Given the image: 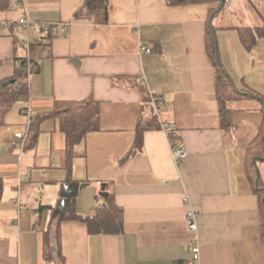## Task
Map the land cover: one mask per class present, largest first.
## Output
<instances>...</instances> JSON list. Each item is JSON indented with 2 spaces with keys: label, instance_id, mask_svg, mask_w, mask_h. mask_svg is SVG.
Wrapping results in <instances>:
<instances>
[{
  "label": "crops",
  "instance_id": "1",
  "mask_svg": "<svg viewBox=\"0 0 264 264\" xmlns=\"http://www.w3.org/2000/svg\"><path fill=\"white\" fill-rule=\"evenodd\" d=\"M83 5L0 4V84H16L27 53L38 59L24 73L27 99L0 127V264H264L259 205L246 173L264 119L257 99H264V37L248 49L238 32L264 28V0H226L210 22L220 63L246 95L227 99L228 131L220 125L206 50L208 20L219 3L108 0L105 25L75 19ZM22 17L35 23L31 40L40 37V24L66 29L27 50L17 25ZM88 99L100 103V128L75 146L69 169L57 119L42 121L34 147L21 154L11 147L25 131L24 108L39 115L56 102ZM149 106L160 129L146 131L134 151ZM162 125L175 126L171 138ZM180 145L187 156L176 164L171 151ZM101 191L123 210L120 234L89 233L85 223L61 221V212L50 210H62L73 194L76 215L92 217L105 205ZM189 206L197 214V254L184 221Z\"/></svg>",
  "mask_w": 264,
  "mask_h": 264
},
{
  "label": "trees",
  "instance_id": "2",
  "mask_svg": "<svg viewBox=\"0 0 264 264\" xmlns=\"http://www.w3.org/2000/svg\"><path fill=\"white\" fill-rule=\"evenodd\" d=\"M177 4L189 3V2H217L220 5V0H170ZM12 0H0L2 6L8 5L10 7ZM213 11V10H212ZM211 11V12H212ZM88 18L95 25H105L108 23V0H84L83 7L76 12L75 19ZM46 24V23H45ZM40 24V28L45 26ZM47 23L46 25H49ZM208 28V27H207ZM210 28H208V31ZM211 32V30L209 31ZM208 32L206 39V50L209 60L214 67L216 74V97L219 105L220 125L224 131H228L231 128L229 111L226 108V101L229 97L235 95H244L233 88L228 74L222 67L219 60L217 49L214 45V40ZM241 42L250 49L257 38L264 37V28L251 30L248 28L238 29ZM54 37V36H53ZM51 38H43L45 45ZM25 59L19 61L15 75L17 82L15 85L4 87V83L0 84V127L4 124V118L14 106L15 103L24 102L28 97L26 78L27 74L22 73L21 68L25 65ZM38 63H36V66ZM34 66V67H36ZM246 96V95H244ZM264 102V99H261ZM52 110L47 113L33 114L31 116L30 124L27 129V134L24 141V149H29L36 145L39 128L42 121L46 119H57L59 121L60 131L65 136V167L69 169L72 165V159L75 157L74 148L81 143L87 134L99 131V115H100V103L93 99L83 101H63L54 103ZM263 110V109H262ZM26 108L22 110L25 115ZM145 111L142 110V114ZM140 115L138 125L136 128V135L134 141V151L139 149L142 144L143 134L151 129H160V121H158L156 115L152 112L149 106V112L145 116ZM171 138V136H170ZM132 152V151H131ZM249 153L246 155V173L251 180L253 187V193L255 194L258 205L261 220V239L264 244V175L256 182V174L258 165H264V119L261 125L259 135L251 144ZM131 154V153H130ZM255 161V165L253 163ZM259 170V169H258ZM259 173V172H258ZM2 191V182L0 180V193ZM105 205L95 212L92 217H81L76 215L74 210V196L71 194L68 196L66 204L60 209H52L53 214H56L58 210L61 212V221L75 220L81 221L86 224L89 233L96 234H120L123 227V210L118 207L113 199V196L108 194L103 197ZM177 264H184L178 262ZM194 264V263H192Z\"/></svg>",
  "mask_w": 264,
  "mask_h": 264
},
{
  "label": "built area",
  "instance_id": "3",
  "mask_svg": "<svg viewBox=\"0 0 264 264\" xmlns=\"http://www.w3.org/2000/svg\"><path fill=\"white\" fill-rule=\"evenodd\" d=\"M21 0H12V3L13 4H18ZM17 25L21 28V31L24 32L25 34V40H22L20 42V44L22 46H24L27 50H29V46L32 42H34L35 44L37 45H41L44 43V40L43 38H52L53 36H56L58 31H62L64 32L65 31V27H58L56 26L55 24H49V25H46L43 26L40 30V37L37 38L36 40H31L29 38V31L30 30H33L35 28V23L32 22L29 18L27 17H22L20 18L18 21H17ZM140 51L146 53V54H149L150 53V49L149 48H146V47H141L140 48ZM25 65L21 68V71L23 73L26 72H29L35 65L36 63H38V59H34L32 60L31 56L29 55V53H27V56L25 58ZM160 109V105L155 102L154 100V110L156 112H158V110ZM31 116H32V112L26 108V112H25V119L26 122H25V131L24 133H21L19 134L17 137H16V140H14L12 143H11V147L12 148H17L19 150V154L22 153L23 149H24V141H25V136H26V132H27V129H28V126L30 124V120H31ZM161 129L166 133L167 136H171L174 131H175V126L173 125H162L161 126ZM172 158L174 160V162L176 164H179L182 160H184V158H186L187 156V151L180 145L179 147H172ZM42 194V189H37V197H36V202H39L40 201V195ZM185 201L187 202V199H185ZM20 203V200L18 199L17 201V204ZM185 224L187 225V229L188 231L193 235V247H192V252L194 254H197L198 251H199V248H198V245L196 243V233H197V214H196V211L193 207L189 206L187 211H186V214H185Z\"/></svg>",
  "mask_w": 264,
  "mask_h": 264
},
{
  "label": "water",
  "instance_id": "4",
  "mask_svg": "<svg viewBox=\"0 0 264 264\" xmlns=\"http://www.w3.org/2000/svg\"><path fill=\"white\" fill-rule=\"evenodd\" d=\"M225 1L226 0H220V6H219V8L218 9H216L214 12H212L211 13V15H210V17H209V20H208V28H210V30H211V33H212V37H213V40L215 41L214 42V45H215V47H216V49H217V42L218 41H216V38H215V35H214V31L212 30V27H210V25H211V20H212V18L214 17V15L215 14H217L222 8H223V6H224V4H225ZM9 84V83H8ZM8 84H5V85H3L4 87H6ZM260 102H261V105H262V109H263V113H264V102L260 99V98H257ZM253 163H254V165H255V161L253 160ZM257 171V174H256V182H257V180H258V178H259V174H258V169L256 170ZM103 189V187L101 188V190ZM107 194L106 193H103L102 191H101V193H100V196H101V198L102 197H105Z\"/></svg>",
  "mask_w": 264,
  "mask_h": 264
},
{
  "label": "rangeland",
  "instance_id": "5",
  "mask_svg": "<svg viewBox=\"0 0 264 264\" xmlns=\"http://www.w3.org/2000/svg\"><path fill=\"white\" fill-rule=\"evenodd\" d=\"M232 22H234V20L233 19H231V20H229V21H224V24H227V25H229L230 23H232ZM38 26V25H37ZM32 32V31H31ZM41 46V45H40ZM258 174L262 177L263 176V174H264V167L262 166V165H258Z\"/></svg>",
  "mask_w": 264,
  "mask_h": 264
}]
</instances>
